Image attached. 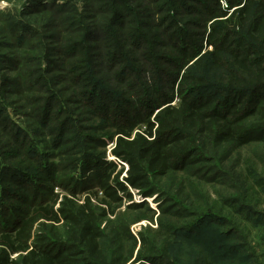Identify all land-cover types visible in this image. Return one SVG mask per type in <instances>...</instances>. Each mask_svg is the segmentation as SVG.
Wrapping results in <instances>:
<instances>
[{
  "label": "trees",
  "instance_id": "16d2710c",
  "mask_svg": "<svg viewBox=\"0 0 264 264\" xmlns=\"http://www.w3.org/2000/svg\"><path fill=\"white\" fill-rule=\"evenodd\" d=\"M23 3L18 11L0 12L2 46L9 49L0 54V264H128L130 258L120 263L102 246L98 206L90 197L82 204L75 198L98 185L106 209L122 196L132 199L128 187L145 199L161 193L155 181L199 163H215L201 170V179L224 181L227 189L217 201L196 189L167 200L164 214L177 207L173 213L191 220L182 228L160 221L163 232L154 239L165 243L168 233L176 235L204 264L234 256L249 264L255 252L237 217L264 239V155L258 148L242 156L241 171L231 167L226 174L223 165L233 151L254 144L264 149V0H229V11L220 0ZM189 16L197 18L185 20ZM160 36L164 44L154 47L151 39ZM15 94L34 108L29 117L51 137L50 150L72 143L64 155L70 171L84 163L78 182L73 174L58 178L52 155L33 150V127L21 128L8 116ZM174 96L179 102L172 105ZM114 106L121 113L112 114ZM78 107L116 125L115 136L86 135ZM153 113L144 130L136 129L133 122ZM111 143V154L127 169L115 171L116 164L94 152ZM102 162L113 171H103ZM94 167L98 174L91 175ZM55 186L73 199H61ZM131 209L150 210L143 203ZM142 242L150 249L133 264H173L170 256L181 250L143 236Z\"/></svg>",
  "mask_w": 264,
  "mask_h": 264
},
{
  "label": "rangeland",
  "instance_id": "374dc122",
  "mask_svg": "<svg viewBox=\"0 0 264 264\" xmlns=\"http://www.w3.org/2000/svg\"><path fill=\"white\" fill-rule=\"evenodd\" d=\"M65 1L66 0H58L59 3H65ZM23 2L24 0H0V12H5L8 10L18 11L23 7L24 4ZM220 4L223 11H229L230 8L229 0H220ZM77 5L79 9L82 8L80 3H77ZM184 18L185 20L188 19L191 20L197 17L192 18V16H189ZM144 20H146V18ZM1 24L3 23H0V27L2 26ZM209 24L210 23H208L207 26H209ZM138 28H142V27H138ZM156 31L161 32L159 28H157ZM197 31L198 29H196V32ZM144 32H147V29H144ZM152 32H154V30ZM151 40H152V45L154 47L156 46V41H159L160 43L162 42L164 44V38L162 36H160L157 40L155 38L154 40L153 38ZM5 43L6 41L4 40V36L0 32V54L2 55H5L9 51V49L2 46L5 45ZM158 50L161 51L164 50L163 54L170 52V48L167 46L166 48L160 46ZM195 59L196 57L194 58V60ZM3 69L4 68L0 66V82L3 79L2 76ZM16 72L17 70L14 71L12 70L10 76L13 78L16 75ZM156 89L157 87L155 88V90L154 88L150 90L155 92ZM141 95L142 94H140V97ZM11 96L9 97L10 106H8L7 108L8 116L14 122L19 124L21 128L31 129V127H33L34 131L31 129V132H33L35 136L32 135L33 137L32 139L36 143L34 145L33 150L34 151L37 150L41 154L52 155V160L50 162L57 167V170L59 172V174L57 173L58 178H63L68 174H73V177L72 176L71 177L73 178L74 182L75 183L78 182L81 179L79 176L80 173L83 172L82 167L84 166V163L81 162L78 165L77 169L73 171L72 170L70 171L68 170L69 168H66V164H67L66 160H68L66 158L69 157L67 155H64V153L69 148H72L73 146L72 143H68L63 147L61 146L59 150H50V145L52 141L51 137L48 136V134L44 132L43 129L37 127L36 124H34L33 119L29 117L30 112L34 108L28 105V102L22 99L21 96L19 97L17 94H15V96H12L13 98ZM152 97L155 98L156 100L158 99L161 100L160 94H154ZM173 98H174V102H172V105H175L176 103L179 102V98L175 96ZM140 100L143 101L144 98H141ZM19 105H21V107H19ZM71 106L75 107L77 105L73 104ZM112 109H114L112 111V114L116 112L121 113L116 106H114ZM76 110H79L76 113V115L81 116L80 120L82 121V123L80 124H83L86 128H88L87 131L88 133H86V135H93L99 138H107V137L113 138L115 136L117 130L116 125L111 126L110 124L112 122L107 121L104 118L98 117L96 115L95 110L91 112L80 107H78ZM134 113L135 111H131V114ZM145 114H148V110L147 112L144 111L142 116H145ZM154 114L156 113L151 114V116L147 118L145 122L143 121L133 122L136 125H138L136 129H140V131L144 130L147 124L146 122L150 119L151 120L154 119L155 117ZM66 137L69 139L70 137H72V133H68ZM72 139H74V137H72ZM113 145L114 144L111 143L105 148L104 147L97 148L95 149L94 152L98 154V156L104 154L103 158H105L106 163L111 162L116 164L117 167L115 171L118 172V170H121L123 167L127 169L126 167L127 165L125 163L119 161L116 157H114L111 154ZM255 149H258L256 152H260L264 155V149H262V145L260 144H254L249 147H245L242 150L233 151L230 153V155L227 154V156L230 157L229 160H227V162L225 163V165H223L224 172H226V174L229 173L231 167L236 169L237 171H241L242 167L240 166L241 165L240 158L242 156L245 157L249 155V153L251 154L255 153L253 152ZM225 157H226V153H225ZM40 159L42 160L41 157ZM106 163L105 162L99 163V166L103 169V171L106 172L113 171V168L111 166H108L109 168L105 166ZM29 164H24V165L28 166ZM207 166H215V163L211 165H206L205 163H199L197 165L190 167L186 171L180 170L177 172L170 173L168 177L162 179L160 182L155 181V184L158 186L161 193L155 194L152 197H148L145 199L142 198L138 192L128 187V189L132 193V199H127L126 197L121 195L123 197V202L119 204L111 205V207L108 209H106L104 205L100 204V200L103 198V191L101 190L100 187H97L98 185H95L96 188L90 191L86 190L82 193H79V195L77 196V198H75V200L79 204H82L87 197H90L92 203L98 206L99 214L101 215V223H102L101 226L102 229H104V233H105V237L101 241V244L104 248H106L108 254H111L112 258H119L120 263H123L127 258H130L131 260L128 264H133L138 258L140 252L146 254V250L150 249V247H149V243L145 244L144 242H142V236H143L145 238L150 239V241L153 239L155 241V244H157V246H163L164 244H169V246L176 248V251L178 249H181L178 253L175 252L172 256H170L169 261L173 262V264H204L203 263L204 259L203 258L199 259V257H197L194 248L188 245V243L183 242L181 239H178L176 235L168 233L165 243H162L161 240H155L154 236L155 235L157 236L158 232H163L161 231L160 221L166 224L174 225L175 228H182L184 226V223L191 220L187 217H184L183 219L181 217L179 218L178 216L180 211H176V213H173L175 209L177 210V207L169 210L168 212H166V214H164L163 210L171 204L170 201L167 203V200L171 198L180 199V196L187 195V193L191 191L194 192V190L196 189L198 192L199 191L202 192L205 196L209 195L213 199V201H217L219 194L223 193L225 189H227L228 185L224 184L223 183L224 181L222 180H221L222 183H220V182H215V180L205 182L204 180L201 179V175H200L201 170L206 168ZM259 167L260 165H258V168ZM95 168L96 167H94V169L92 168L93 172L91 173V175L98 174ZM28 172L29 173L31 172L30 174L33 173V171H28ZM205 175L209 179H215L219 177L218 174L209 173V172H206ZM125 176L126 174H123L122 177ZM228 182L232 184V181H230V179L228 180ZM54 193L59 194L61 196L60 197L61 199H63L62 198L63 196L68 197L69 199H73L71 194H69L67 191L62 190L58 186H55ZM133 203H139V204L143 203V205L146 208H149L150 210L149 211L147 209L129 210V206H132ZM226 208H227L226 211H230L232 209L230 207H226ZM260 208L261 210H264L263 206H261ZM101 210H105V212L103 213ZM237 219L239 220L238 222L241 224V228H244L248 233L246 238H248V242L250 243L251 247L254 249L255 252V254L253 253V255H255L256 258L251 256V252L248 251L249 248L246 249L245 245L244 244L242 245L244 247V253L246 254V256L248 257L251 256V261L249 264H258V263L264 264L263 236H260L258 229L254 228L249 222H246L244 219L240 217H237ZM186 236L187 235H184V238H186ZM134 242H136V244ZM227 259L228 261H226L225 264H242V262L248 264V261H245V259L240 261V259H238L237 257L235 258V256Z\"/></svg>",
  "mask_w": 264,
  "mask_h": 264
}]
</instances>
